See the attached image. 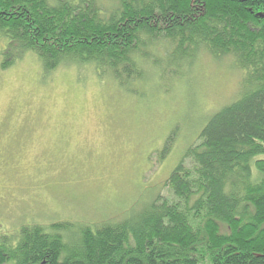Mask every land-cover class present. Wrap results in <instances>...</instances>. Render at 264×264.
I'll return each mask as SVG.
<instances>
[{
	"label": "trees",
	"instance_id": "16d2710c",
	"mask_svg": "<svg viewBox=\"0 0 264 264\" xmlns=\"http://www.w3.org/2000/svg\"><path fill=\"white\" fill-rule=\"evenodd\" d=\"M99 2L0 0L1 69L32 55L45 78L87 68L136 94L167 44L162 77L200 53L230 57L244 73L239 97L186 149L168 196L83 227L76 244L67 225L22 226L0 238V264H264V0Z\"/></svg>",
	"mask_w": 264,
	"mask_h": 264
},
{
	"label": "rangeland",
	"instance_id": "374dc122",
	"mask_svg": "<svg viewBox=\"0 0 264 264\" xmlns=\"http://www.w3.org/2000/svg\"><path fill=\"white\" fill-rule=\"evenodd\" d=\"M5 45L0 40V238L29 224H64L76 244L83 227L121 221L168 196V176L208 119L237 100L244 75L230 57L200 53L162 77L160 44V68L144 66L132 94L87 68L45 78L32 55L2 70Z\"/></svg>",
	"mask_w": 264,
	"mask_h": 264
}]
</instances>
